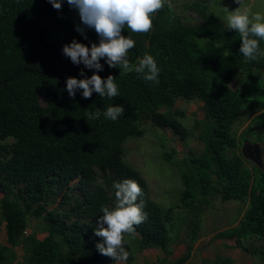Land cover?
Returning <instances> with one entry per match:
<instances>
[{"label":"trees","instance_id":"obj_1","mask_svg":"<svg viewBox=\"0 0 264 264\" xmlns=\"http://www.w3.org/2000/svg\"><path fill=\"white\" fill-rule=\"evenodd\" d=\"M202 12L200 22H187L165 4L148 33L126 27L123 34L135 40L127 56L132 70L110 68L102 59L103 71L98 73L104 79L115 76L119 95L108 98L93 92L91 99H84L80 89L73 99L67 79L90 78L96 70L73 64L63 48L74 39L89 47L99 44L94 28L86 29L87 39L76 30L83 27L81 17L67 0L59 10L49 0H0V232L4 224L7 235L6 244L0 241V264L116 263L99 252L102 238L94 231L101 209L115 206L114 184L125 179L141 187L138 203L147 214L134 233L125 234V262L135 264L141 252L161 249L162 263L184 264L187 255L169 258L175 238L164 211L151 198L141 172L123 158V143L142 134L143 118L187 135L179 118L182 112L173 110L178 98L203 102L206 147L194 159L192 173L200 191L213 190V169L224 199L251 198L250 217L221 236L235 237L239 246L249 236L264 241V164L253 182L252 172L234 151L238 140L233 132L241 107L250 102L259 109L251 126L262 129L257 139L264 140V88L219 97L209 83V77L226 80L237 70L264 66V40L259 41L257 58L246 60L239 52V32L205 8ZM146 55L160 69L159 83L146 81L134 70ZM116 105L124 107V114L115 121L105 118L103 112ZM97 108L100 118L89 119ZM190 184L185 183L186 200L194 195ZM31 218L37 219L44 238L26 234ZM196 239L194 234L188 248Z\"/></svg>","mask_w":264,"mask_h":264},{"label":"rangeland","instance_id":"obj_2","mask_svg":"<svg viewBox=\"0 0 264 264\" xmlns=\"http://www.w3.org/2000/svg\"><path fill=\"white\" fill-rule=\"evenodd\" d=\"M172 7L179 19L187 22H200L202 10L213 13L226 26V17L240 5L234 0H171ZM243 8L252 13L264 14V0H242ZM264 55V49L262 51ZM260 59V57H259ZM209 83L217 96L238 94L251 88H264V66L240 69L228 79L209 77ZM264 100V94L261 96ZM46 103L44 97L41 98ZM173 110L181 111L187 135L175 134L168 127H159L149 118L139 122L141 135H131L123 143V158L137 168L145 178L151 198L163 209L169 232L175 241L171 244L172 261L187 255L184 264H255L264 262V241L256 236L242 238L239 246L235 237L221 235L232 232L250 217V202L224 199L221 193V179L210 170L213 190L202 193L194 182L192 173L196 162L206 147L203 138L205 113L203 102L196 97L178 98ZM259 112L254 104L246 102L239 112L233 126L237 137L235 153L241 156L245 166L252 172L255 181L257 169L264 164V140L260 127L253 125V117ZM233 151H231L232 153ZM190 184L194 195L190 200L183 196L186 185ZM37 219L31 218L26 234L35 232L39 238L46 233L40 231ZM197 239L191 244V237ZM0 241L7 243L5 225H2ZM18 260H22L23 250L16 248ZM165 252L161 249H147L138 255L135 264L162 263ZM114 264H117L114 263ZM119 264H129L125 261Z\"/></svg>","mask_w":264,"mask_h":264},{"label":"clouds","instance_id":"obj_3","mask_svg":"<svg viewBox=\"0 0 264 264\" xmlns=\"http://www.w3.org/2000/svg\"><path fill=\"white\" fill-rule=\"evenodd\" d=\"M57 10L62 8L63 0H49ZM240 6L226 17L229 30L239 32L241 46L239 52L246 60H255L259 54V41L264 40V14L252 13L250 9L243 8L242 0H234ZM67 3L78 9L83 27L77 26V31L87 39L86 29L94 28L99 36V44L92 43L91 47L76 41L66 44L63 48L65 56L73 64L81 63L88 69H95L90 78L77 79L69 77L66 81V90L73 99L78 90L82 89V97L91 99L93 92L100 97L114 98L119 95L115 83V76L109 75L106 79L98 73L103 71L101 60L104 59L110 68L132 70L127 59L130 49L135 47V40L124 35V30L133 33H148L153 28V18L165 4L172 7L171 0H67ZM143 74L149 82L159 83L160 69L151 55L139 60L134 69ZM84 76L83 70L80 73ZM122 105L109 106L103 112L105 118L117 120L124 114ZM99 108L89 115V119H99ZM116 189V203L113 208L103 207V215L97 221L94 235L101 237L102 242L97 244L99 252L111 257L117 264L127 261L128 251L125 249V234L135 232V226L147 219L143 211V204L138 203L142 195L139 184L132 179H125L114 184Z\"/></svg>","mask_w":264,"mask_h":264}]
</instances>
